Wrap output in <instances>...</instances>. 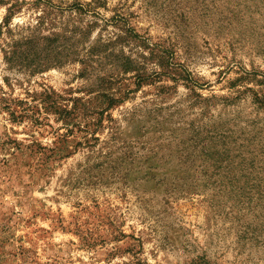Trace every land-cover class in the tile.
I'll use <instances>...</instances> for the list:
<instances>
[{
    "label": "rangeland",
    "instance_id": "obj_1",
    "mask_svg": "<svg viewBox=\"0 0 264 264\" xmlns=\"http://www.w3.org/2000/svg\"><path fill=\"white\" fill-rule=\"evenodd\" d=\"M0 264H264V0H0Z\"/></svg>",
    "mask_w": 264,
    "mask_h": 264
},
{
    "label": "trees",
    "instance_id": "obj_2",
    "mask_svg": "<svg viewBox=\"0 0 264 264\" xmlns=\"http://www.w3.org/2000/svg\"><path fill=\"white\" fill-rule=\"evenodd\" d=\"M9 18H10V16L7 17V20H8ZM6 25H7V24H5V26H6Z\"/></svg>",
    "mask_w": 264,
    "mask_h": 264
}]
</instances>
